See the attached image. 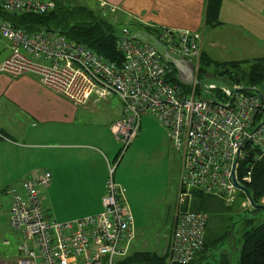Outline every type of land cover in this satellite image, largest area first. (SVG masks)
I'll use <instances>...</instances> for the list:
<instances>
[{"label":"built area","instance_id":"built-area-1","mask_svg":"<svg viewBox=\"0 0 264 264\" xmlns=\"http://www.w3.org/2000/svg\"><path fill=\"white\" fill-rule=\"evenodd\" d=\"M55 5V0H0V39L9 47L0 62V74H31L40 85L74 104L118 98L122 113L110 131L119 150L115 161L107 163L98 214L59 223L49 220L39 189L49 185L50 172L11 189L8 224L23 242L18 245V258L4 264H114L116 257L130 253L134 219L114 172L139 135L144 116L155 118L181 153L177 208L165 255L167 264H190L202 250L208 221L204 211L191 210L193 192L230 206L239 191L244 208L250 206L234 182L245 188L251 172L245 170L240 176V166L245 162L250 166L264 156V92L198 82L202 38L196 31L161 27L152 35L138 37L125 28L116 40L122 54L116 64L62 34L27 32L4 19L46 14ZM164 52L193 63L194 81L186 90L172 81L177 73ZM260 204L264 205V197Z\"/></svg>","mask_w":264,"mask_h":264},{"label":"crops","instance_id":"crops-1","mask_svg":"<svg viewBox=\"0 0 264 264\" xmlns=\"http://www.w3.org/2000/svg\"><path fill=\"white\" fill-rule=\"evenodd\" d=\"M57 1L88 10L92 5L100 11L98 18L123 23L134 35L142 33L143 28L161 27L199 32L201 59L211 51L213 59L221 63L264 58V0H221L219 23L214 27L205 24L207 0ZM8 53L7 42L0 44V62ZM111 97L108 101L91 98L86 104H74L40 85L31 74H0V264L18 258L17 251L9 247L19 241L16 230L8 224L9 192L24 180L50 172L49 185L39 190L43 212L51 221H70L102 212L107 163L115 161L119 148L110 127L120 118L122 109L119 100V106L111 108L109 116L97 115L95 107L101 101L109 104ZM158 126L163 129L159 123ZM168 143L174 147L170 140ZM121 160L114 172L115 181L121 172ZM122 188L125 195L126 188ZM133 219L135 240L141 225ZM173 221L174 218L170 227ZM168 235L149 251L165 254ZM159 246V251L154 250ZM134 248L137 251L145 247L135 244Z\"/></svg>","mask_w":264,"mask_h":264},{"label":"rangeland","instance_id":"rangeland-1","mask_svg":"<svg viewBox=\"0 0 264 264\" xmlns=\"http://www.w3.org/2000/svg\"><path fill=\"white\" fill-rule=\"evenodd\" d=\"M88 7L92 9L90 11L94 15L100 17L99 10H96L92 5H88ZM103 14L105 15L106 12L104 11ZM104 19L106 20L107 16ZM109 21L115 34L121 35L126 25L115 20L109 19ZM4 42L7 41L0 39V44ZM218 63L221 62L218 59H213L212 51L207 56L203 55L199 64L198 82L203 85L214 84L217 87H232L233 82L228 80V76H232L234 73L229 75L221 73L223 67ZM111 98L109 104L105 101L97 102L98 105L95 107L98 110L97 115L109 116L111 108L119 106L118 99ZM140 130L139 136L124 151L123 159L120 162L121 172L117 174L116 179V183L125 186V197L129 208H131L135 220L137 219L138 224L141 225V232L137 233L135 242L130 246V252L136 250L135 244L144 245V250H153L155 246L153 244L168 235L177 208L181 164L180 151L169 146L164 130L158 126L154 118L143 117ZM236 195L235 202L230 206L216 198L208 197L203 200L208 215L205 231L206 252L216 249V255H227L230 264L238 263L243 233L264 222V210L254 211L251 206L244 208L243 194L236 191ZM22 242L19 236V241H15L14 245L9 247L13 249L14 253L16 251L19 253L18 245ZM154 250L159 251L160 246ZM117 259L119 258L116 257L115 260Z\"/></svg>","mask_w":264,"mask_h":264},{"label":"trees","instance_id":"trees-1","mask_svg":"<svg viewBox=\"0 0 264 264\" xmlns=\"http://www.w3.org/2000/svg\"><path fill=\"white\" fill-rule=\"evenodd\" d=\"M55 1V8L49 13L11 15L4 19H7L15 28L20 27L27 32L45 30L62 34L70 41L73 40L87 46L94 53L100 54L108 61L116 64L122 61V54L116 48L118 35L115 34L112 26L107 21L98 18L84 6H70L63 4L61 1ZM220 1L207 0L204 13L206 25L214 27L219 23ZM142 30V33L146 35H152L156 32V30L148 28ZM218 64L223 67L221 73H227L228 75L234 73V75L228 76V80L232 81L233 85L242 86L244 89L256 88L264 92V58L251 62L240 61ZM197 72L198 79L199 68ZM172 81L185 90L188 88V85L181 84L175 77ZM245 164L247 163L245 162L242 167L240 166L239 175L242 176L245 170L250 169V181H246L244 186L249 191L253 202L259 204L264 197V156L253 164H249L250 166H245ZM193 194L194 199L191 203V210L206 213L203 200L209 196L196 192H193ZM242 236L237 264H264V222L251 227ZM206 245V241H204L202 250L195 255L190 264H230L227 255H216V249L215 251L206 252ZM114 264H167V262L165 254L137 250L130 252L126 257L117 259Z\"/></svg>","mask_w":264,"mask_h":264},{"label":"water","instance_id":"water-1","mask_svg":"<svg viewBox=\"0 0 264 264\" xmlns=\"http://www.w3.org/2000/svg\"><path fill=\"white\" fill-rule=\"evenodd\" d=\"M138 37L139 36H142L144 37V33H139L137 35ZM163 57L164 59L167 61V62H170L175 70H176V73H177V76H176V79L183 85H192L193 84V81H194V72H193V63L192 62H189V61H182V60H179L175 57H172L169 53L167 52H164L163 54ZM234 185L240 189L242 192L245 193L247 199H248V202H250V206L253 210L255 211H258V210H264V205L263 204H255L252 200V197L250 196L249 194V191H247L246 188L240 186L237 182H234Z\"/></svg>","mask_w":264,"mask_h":264},{"label":"bare ground","instance_id":"bare-ground-1","mask_svg":"<svg viewBox=\"0 0 264 264\" xmlns=\"http://www.w3.org/2000/svg\"><path fill=\"white\" fill-rule=\"evenodd\" d=\"M29 32H35V31H29ZM59 223V222H58Z\"/></svg>","mask_w":264,"mask_h":264}]
</instances>
